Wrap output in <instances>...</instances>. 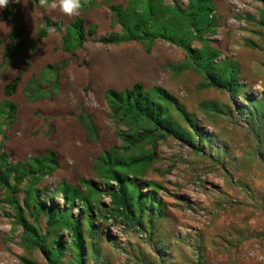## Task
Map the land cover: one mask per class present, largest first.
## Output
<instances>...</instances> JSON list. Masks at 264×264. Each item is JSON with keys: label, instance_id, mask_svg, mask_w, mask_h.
Wrapping results in <instances>:
<instances>
[{"label": "rangeland", "instance_id": "rangeland-1", "mask_svg": "<svg viewBox=\"0 0 264 264\" xmlns=\"http://www.w3.org/2000/svg\"><path fill=\"white\" fill-rule=\"evenodd\" d=\"M100 2L74 17L44 9L39 0H29L27 7L10 3L6 18L0 10V103L7 100L15 106L0 135V154L14 164L53 153L56 167L37 188L47 189L46 205L62 206L61 198H50V193L61 182L79 188L80 179L98 182L94 158L120 145L104 91L135 83L145 90L161 87L209 139L201 145L197 139L193 144L172 137L157 141L155 160L136 185L144 195L151 191L147 183L158 187L159 217L144 229L114 218L97 222L98 258H88V264H264V119L256 125L248 116L254 113L250 101L264 103V27L258 23L262 5L255 0H212L216 28L203 40L219 53L217 62L230 60L237 67L241 92L232 97L225 90L202 87L203 78L187 65L185 52L167 42L158 40L148 50L137 42L101 43L120 33L122 25L109 12V0ZM176 2L181 9L188 4V0ZM163 3L172 6L174 1ZM44 16L62 20L65 26L81 17L86 31L82 49L64 51V32L40 37ZM17 28L28 36L27 44L17 58L8 59L4 49L20 41L12 38ZM202 44L198 39L192 42L194 48ZM63 61L59 88L40 87L42 67ZM17 77L14 93L6 98L4 87ZM207 102L222 113L206 114L202 104ZM88 123L93 133L86 130ZM24 188L19 187V201ZM5 198L0 189V264H25L23 258L47 264L38 250L21 245V229L13 226ZM100 204L98 211L109 206L110 198L101 196ZM71 213L77 215V207ZM39 224L45 228L43 216ZM60 240L67 242L65 232Z\"/></svg>", "mask_w": 264, "mask_h": 264}, {"label": "trees", "instance_id": "trees-1", "mask_svg": "<svg viewBox=\"0 0 264 264\" xmlns=\"http://www.w3.org/2000/svg\"><path fill=\"white\" fill-rule=\"evenodd\" d=\"M100 1L88 0L80 12L99 7ZM112 1L109 0L110 3ZM173 1L172 6L165 5L163 0H129L125 5L111 3L109 12L122 25V29L120 33L101 39L100 42L106 45L137 42L147 50L158 40L167 42L185 52L187 65L203 78L202 87L222 89L232 97L237 96L241 92V86L237 83V67L230 60L217 62L219 53L203 40L206 33H213L216 28L212 0H188L184 9L177 5L176 0ZM255 1L262 5L258 23L264 27V0ZM3 10V18L10 15L7 8ZM50 28L55 29L54 33L64 32V51L74 53L82 49L86 31L81 17L74 18L65 26L62 20L44 16L38 30L39 36L51 34ZM12 38L20 41L5 47L4 56L8 59L18 57L22 47L27 44L28 36L23 34L21 28H17ZM195 39L203 43L199 48L192 46ZM246 44L252 47L256 45L249 41ZM64 65L63 61L43 66L37 84L58 89L57 75ZM52 75L55 76L54 81L50 80ZM17 82L18 77L4 87L6 98L14 93ZM47 95L51 96L52 92L48 91ZM104 100L120 145L112 146L94 158L93 173L98 182L80 179L81 189L61 182L50 193V198H61L62 206L52 203L46 205L43 193L47 189L37 188L56 167L53 153L29 157L14 164L8 163L5 154H0V189L4 190L5 201L13 212V226L21 229L20 243L27 249L38 250L47 264H88L90 257L97 260V222L114 218L141 229L146 224L151 225L161 212L155 197L158 187L147 183L146 188L151 191L144 195L136 182H142L140 178L153 164L157 141L172 137L193 144L197 139L201 145L209 139L197 129L192 115L161 87L145 90L135 83L121 90L107 89L104 91ZM248 107L254 111L248 116L259 125L264 119V103L250 101ZM14 110L15 106L11 102L6 100L0 103V135ZM202 110L206 114L222 113L221 108L213 102L202 104ZM85 128L93 133L90 123ZM22 184L25 191L22 201H19L17 193ZM103 195L110 198V204L98 211ZM73 207L78 209L75 216L71 213ZM40 216L45 218L44 229L39 224ZM145 218L148 219L146 222ZM61 232H65L67 242L60 240ZM65 256L67 259L64 262ZM21 260L25 264H32L24 258Z\"/></svg>", "mask_w": 264, "mask_h": 264}, {"label": "clouds", "instance_id": "clouds-1", "mask_svg": "<svg viewBox=\"0 0 264 264\" xmlns=\"http://www.w3.org/2000/svg\"><path fill=\"white\" fill-rule=\"evenodd\" d=\"M29 0H0V10L6 9L10 3L22 4L27 7ZM88 3V0H39V5L48 10H59L63 15L68 17L78 16L82 7ZM32 15V13H31ZM50 33H54L55 29L50 28Z\"/></svg>", "mask_w": 264, "mask_h": 264}]
</instances>
